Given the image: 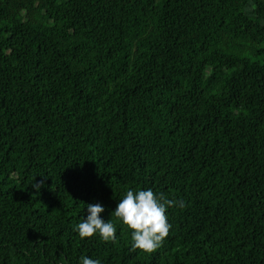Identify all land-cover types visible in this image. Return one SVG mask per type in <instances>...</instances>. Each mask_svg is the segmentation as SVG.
<instances>
[{
  "label": "trees",
  "instance_id": "trees-1",
  "mask_svg": "<svg viewBox=\"0 0 264 264\" xmlns=\"http://www.w3.org/2000/svg\"><path fill=\"white\" fill-rule=\"evenodd\" d=\"M147 189L185 204L152 254L112 214ZM82 256L264 264V0H0V264Z\"/></svg>",
  "mask_w": 264,
  "mask_h": 264
},
{
  "label": "clouds",
  "instance_id": "clouds-1",
  "mask_svg": "<svg viewBox=\"0 0 264 264\" xmlns=\"http://www.w3.org/2000/svg\"><path fill=\"white\" fill-rule=\"evenodd\" d=\"M34 179V178H33ZM43 180L33 184L39 192ZM87 217L75 226L81 239L96 236L105 243L116 241V224L105 221L101 214L105 208L100 203L88 204ZM185 207L183 201L166 198L151 189L127 190L112 212L117 221L130 231L131 249L141 250L147 254L157 251L169 236L172 225L168 222V208ZM82 264H101L99 259L81 257Z\"/></svg>",
  "mask_w": 264,
  "mask_h": 264
}]
</instances>
